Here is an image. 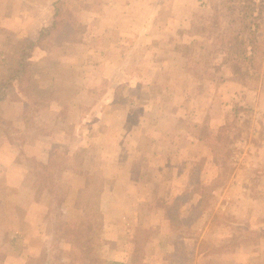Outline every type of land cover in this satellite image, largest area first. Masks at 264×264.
I'll list each match as a JSON object with an SVG mask.
<instances>
[{"label":"rangeland","instance_id":"1","mask_svg":"<svg viewBox=\"0 0 264 264\" xmlns=\"http://www.w3.org/2000/svg\"><path fill=\"white\" fill-rule=\"evenodd\" d=\"M55 1L0 0V264H264V0Z\"/></svg>","mask_w":264,"mask_h":264},{"label":"trees","instance_id":"2","mask_svg":"<svg viewBox=\"0 0 264 264\" xmlns=\"http://www.w3.org/2000/svg\"><path fill=\"white\" fill-rule=\"evenodd\" d=\"M62 1L63 0H57L54 2L55 3L54 16L56 17V19L54 18V21L51 24V26L44 27L39 31L38 38L34 41L35 43L42 41L44 39V37H46L50 33V31L53 28L57 27V25L59 24L60 16L62 15V12H63V11H61L62 7L60 5L61 3L63 5ZM251 6H252V8H254L255 4H252ZM245 13H247V14L239 15V17L236 16V17L232 18L229 22V25L236 32L235 35H237V37H239L240 46L244 47V45L246 43H250V47H251L252 51L255 52L254 43H252V41L249 38H242L241 34L244 33L245 29L248 30L250 34L255 33V29H252L251 25L254 22L253 19H255L256 16H254L253 10L251 8L248 9L247 11H245ZM249 17H250V20H248ZM252 38H254V37H252ZM235 52H234V54L236 55L237 59H241V58L243 60L245 58L250 59L251 56L253 55V54H248L246 50L237 51L236 52L237 54ZM5 56L11 57L12 55L9 52H5ZM238 62H240V61H238ZM9 67L10 68H7V70H6V73L0 77V99H2L4 94H5L4 87H8V85H10V83L14 84V82L22 81L24 76H25V73L28 71L29 63L26 60L23 51H20L16 63L13 66H9ZM26 80L27 81L29 80L28 76H27ZM5 91H6V89H5Z\"/></svg>","mask_w":264,"mask_h":264},{"label":"crops","instance_id":"3","mask_svg":"<svg viewBox=\"0 0 264 264\" xmlns=\"http://www.w3.org/2000/svg\"><path fill=\"white\" fill-rule=\"evenodd\" d=\"M14 156H15V155H14ZM14 156L10 157V155H9L8 157H9L10 160H15V157H14ZM8 157H7V158H8ZM2 159H3V160H4V159L6 160V158H3V157H2V154H1V152H0V164H1V161H3ZM0 168H1V166H0ZM110 250H111V251H114L115 249H112V248H111ZM113 257L116 258L117 256L115 255V256H113Z\"/></svg>","mask_w":264,"mask_h":264}]
</instances>
